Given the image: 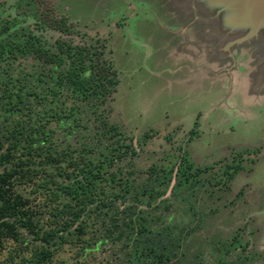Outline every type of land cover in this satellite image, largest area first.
I'll list each match as a JSON object with an SVG mask.
<instances>
[{
  "label": "rangeland",
  "instance_id": "374dc122",
  "mask_svg": "<svg viewBox=\"0 0 264 264\" xmlns=\"http://www.w3.org/2000/svg\"><path fill=\"white\" fill-rule=\"evenodd\" d=\"M50 5L69 32L41 23ZM262 11L264 0H0V39L104 42L119 76L108 120L132 138L131 166L191 165L188 189L169 190L165 212L170 223L199 222L185 250L205 246L213 264L224 254L208 244L234 240L232 255L264 264V20L245 40ZM11 61L15 69L41 67L33 55ZM77 252L61 257L118 264L109 244ZM0 264L10 262L0 256Z\"/></svg>",
  "mask_w": 264,
  "mask_h": 264
},
{
  "label": "trees",
  "instance_id": "16d2710c",
  "mask_svg": "<svg viewBox=\"0 0 264 264\" xmlns=\"http://www.w3.org/2000/svg\"><path fill=\"white\" fill-rule=\"evenodd\" d=\"M47 7L42 24L69 32ZM5 29V28H3ZM33 55L41 67L13 68ZM119 83L104 42L54 46L32 33L0 39V256L10 264H78L61 257L109 244L118 264H208L185 250L198 227L170 223L167 196L188 189L190 164L131 165L132 138L108 120ZM59 130V132H58ZM192 185L193 183L190 182ZM195 215V214H194ZM198 219V220H197ZM199 221V217H196ZM213 264H254L235 242ZM210 264V263H209Z\"/></svg>",
  "mask_w": 264,
  "mask_h": 264
},
{
  "label": "water",
  "instance_id": "95a60500",
  "mask_svg": "<svg viewBox=\"0 0 264 264\" xmlns=\"http://www.w3.org/2000/svg\"><path fill=\"white\" fill-rule=\"evenodd\" d=\"M264 20V11H262L258 16H256V18H252L248 21V24H250V27H251V32L250 33H247V36L245 37V40H249L251 39L252 37H256L259 33V30H260V26H261V23L263 22ZM235 42H232L230 43V46L231 44H234ZM236 55V53H232L231 56L233 57V59L235 60L236 57H234ZM236 65V63H235Z\"/></svg>",
  "mask_w": 264,
  "mask_h": 264
},
{
  "label": "crops",
  "instance_id": "0c3cea01",
  "mask_svg": "<svg viewBox=\"0 0 264 264\" xmlns=\"http://www.w3.org/2000/svg\"><path fill=\"white\" fill-rule=\"evenodd\" d=\"M234 57H236V55Z\"/></svg>",
  "mask_w": 264,
  "mask_h": 264
}]
</instances>
